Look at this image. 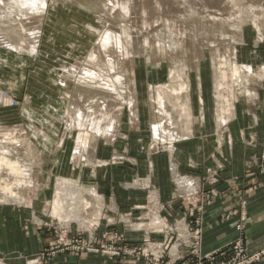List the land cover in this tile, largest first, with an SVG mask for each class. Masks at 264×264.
Instances as JSON below:
<instances>
[{
  "label": "rangeland",
  "instance_id": "1",
  "mask_svg": "<svg viewBox=\"0 0 264 264\" xmlns=\"http://www.w3.org/2000/svg\"><path fill=\"white\" fill-rule=\"evenodd\" d=\"M31 1L0 0V32L15 45L0 43V143L14 155L13 159H19L23 168L31 170L25 186L14 188L17 194L14 199L3 194L6 176L0 174V206L35 208L45 216L32 217L40 225L50 222L69 225L74 232L78 226L91 228L99 222L94 231L97 236L102 222L108 221L106 203L98 191L99 186H106L108 169L126 166L131 161L129 150L141 151L149 157L162 153L172 155L174 143L183 138L175 135L169 122L159 121L158 134L152 130V100L157 101V92L164 94L165 89L180 91L179 105L191 115V120H186L189 127L192 121L204 123L199 118L203 101L213 119V138L219 154L231 140L226 127L235 115L243 112L247 116L246 124L249 118L252 124L258 123L257 109L264 111V0H44V4L36 6L26 3ZM21 3L26 5L19 8ZM240 27L242 33L238 30ZM169 35L182 41L184 50L179 62L182 67L174 76L164 55L156 67H152L148 58L150 44L160 39L167 42ZM117 39L121 48L116 46ZM81 65L84 70L97 72L94 85L77 83ZM235 65L240 70L239 79L235 77ZM115 70L135 84L140 124L143 114L144 118L149 117V126L143 129V137L124 138L130 128L139 131L140 124L132 127L130 108L119 101L108 115L121 122L119 132L107 138L90 130L88 146H81L78 124L69 122L70 116L77 117L73 100L83 93L84 102H91L95 117L103 121L104 111L97 104L105 103L104 98L109 100V94L101 78L114 79L116 89H120ZM125 93L129 95L128 90ZM167 109L178 119L176 107L171 104ZM220 119L225 120L224 124H219ZM145 125L142 123L144 128ZM121 133L124 137L117 139ZM115 138L127 141L115 145L111 143ZM250 141L256 143V137ZM94 143L93 157L89 148ZM227 147L230 152L231 144ZM224 166L221 163L220 170ZM174 168L173 179L185 189L178 193L180 198L195 191V195H201V187L198 185L197 190L194 179L180 174L177 167L175 173ZM245 169L264 174V145L260 154H253L245 162ZM218 172L207 169L203 183H208V178L213 176L216 182L208 184L214 186L219 181ZM147 180L148 177L139 175L123 181L121 186L148 189ZM75 190L83 198H79L74 214L82 217L84 223L60 219L53 213L56 195L60 192V196L66 197ZM212 192L216 193L214 189ZM169 205L163 208L165 214L152 213L147 220L139 217L131 220L120 215L109 223H122L126 229L142 231L143 237L137 246L145 236H151L165 242L168 251L177 240V228L201 229L199 219L194 225L186 217L174 219ZM246 225L242 212L237 225L240 235L244 234ZM51 232L56 240L54 230ZM119 239L112 244L116 247L128 244L123 241V235ZM201 242L202 229L197 244L180 246L185 260L187 253L197 260L196 253H203ZM147 261L154 264L155 260Z\"/></svg>",
  "mask_w": 264,
  "mask_h": 264
},
{
  "label": "crops",
  "instance_id": "2",
  "mask_svg": "<svg viewBox=\"0 0 264 264\" xmlns=\"http://www.w3.org/2000/svg\"><path fill=\"white\" fill-rule=\"evenodd\" d=\"M201 105L204 116L199 115V118L204 123L192 121V135L176 141L172 155L162 153L149 157L141 151L133 153L129 150L131 161L126 166L108 169L106 186L98 187L106 203L105 217L108 221L104 220L98 229L97 241L119 242V236L123 235V241L128 244H139L143 237L142 231L129 230L122 223L109 222L117 220L120 215H126L131 220L138 217L147 220L152 213L165 214L163 208L170 204L174 219L186 217L192 225L200 220L203 253L223 250L239 237H242L250 252L264 249V174L256 169H245V162L253 154H260L264 145V111L257 109V124H252L251 118L246 124L244 121L247 116L243 112L235 115L236 118L226 127L231 140L225 143L219 154L213 138L215 127L212 116L205 109L203 101ZM141 115L140 130L129 127V134L124 137L121 133L117 139L143 137L150 119L146 113L148 118ZM193 117L192 110V120ZM142 123H146V128ZM253 136L256 137V143L250 141ZM117 139L111 143L117 145L127 141ZM227 144H231L230 152ZM221 163L225 165L222 170L219 168ZM173 166L177 167L180 174L194 179L197 190L198 185L201 187V195L188 194L180 198L179 194L185 189L173 179ZM211 168L219 171V181L214 186L202 180L207 169ZM139 175L148 177V189L121 186L123 181ZM178 180L181 181L180 178ZM242 212L247 225L244 234L240 235L237 225ZM36 215L42 216L35 208L10 209L0 206V264H150L146 259L136 256L117 257L76 251L50 254L47 250L54 246L55 237L43 225L32 220ZM194 260L187 253L186 260L177 264H195ZM253 264H264V257Z\"/></svg>",
  "mask_w": 264,
  "mask_h": 264
},
{
  "label": "bare ground",
  "instance_id": "3",
  "mask_svg": "<svg viewBox=\"0 0 264 264\" xmlns=\"http://www.w3.org/2000/svg\"><path fill=\"white\" fill-rule=\"evenodd\" d=\"M26 3L28 5L30 4V6L31 5L36 6L37 4H41V3L44 4L45 1L44 0H32L31 2L29 3L26 2ZM25 5H26L25 3H21L18 5V7L22 8ZM241 27L238 28L240 33H242ZM109 39L110 38H108V40ZM0 43L6 46H10V47L15 46L13 45L14 43L12 42V40L1 32H0ZM182 43H183L182 41L175 40L169 35V41L167 42H164L162 39H160L150 44L151 51H150V55L148 58L150 60V64L152 65V67H156L158 65L157 62L159 61V58L164 55L170 63L169 66L172 71V76H174L176 73L175 71L181 69L182 67V65L179 63V62H182V58L184 55V50L182 49ZM116 46L121 48V45L118 39L116 41ZM196 64L198 68L199 63L197 62ZM235 66H236L234 67L235 77L238 78L240 77V70L237 65ZM75 69H76V66H75ZM79 69L80 70L77 72L78 74L77 83L82 84V85H85V84L94 85L93 83H96V79L98 77L97 72L91 71L90 69L84 70L83 66L79 67ZM115 72L117 73L116 79L120 83V89L118 90L116 89L117 86L114 83L115 81L114 79L109 78L107 81H104L105 78L104 80L103 78H101L102 79L101 84L108 91V94H109L108 99L110 100L109 101L104 98L105 103L97 104V106H99L101 110L104 111L105 118L103 121L102 120L99 121L95 117L96 114L94 111H92V108L94 107V105H92L91 102H84L83 93L80 92L79 96L73 100V106L76 109L77 117L73 118L70 116L69 122H70V125H72V123L78 124L79 130H80L78 138H79V143L81 146H84V147L88 146L87 141L89 139L88 136L90 135L89 133L90 130H96V133L98 136H105L107 138H110L112 137V134L119 132L121 122L120 121L117 122L116 118L113 115L108 116L109 111L110 110L113 111L116 103H118L119 101H122L123 103L127 104V106L130 108L131 115H132V119L130 122L132 124V127H137L140 124V116H139L140 104H139V99L137 97V90L135 88V84L133 83L131 78L123 77V75L120 74L116 70ZM125 90H128L129 95H126ZM157 94H158L157 96L158 99L157 101L152 100V108H151V111H152L151 126H152V130L154 131V133L158 134V130L160 129L159 121H162V123L169 122L173 132L178 137L181 136L185 138V137H189L190 135H192V131L190 127L188 126V122H187L188 120H191L190 119L191 115H189V110L179 105V97L177 96L180 94V91L179 90L170 91L169 89H165L164 94L160 92H157ZM171 104L172 106L176 107L175 110L178 113V119L172 117V115H170V113L168 112L167 106ZM200 115L202 117L204 116V109L202 105H201ZM224 122H225L224 119L219 120L220 125L224 124ZM89 149L94 157V152L96 150L95 143ZM0 150H1L0 151V174L4 173V175L6 176V183L3 186V190H4L3 194H5V197H9V198L11 197V199H14L17 195L14 192V188L19 187L20 189L21 187L25 186L26 182L30 179L31 170L25 167L23 168L22 164H20V162L18 161L19 159L18 158H17L18 160L13 159L14 155L12 157L11 152L8 150V148L1 143H0ZM174 172L176 173V167L174 168ZM60 195L61 193L59 192V194L56 195V198L54 200L53 213L56 216L60 217V219H63V218L66 220L74 219L73 221H75L76 219L79 222H83L82 217L78 218L77 214H74V209L78 208L76 206L79 203V198H81L83 195L81 196L79 192H77L76 190L66 194V197L60 196ZM13 196L14 198H12ZM84 202H85V199H84Z\"/></svg>",
  "mask_w": 264,
  "mask_h": 264
},
{
  "label": "built area",
  "instance_id": "4",
  "mask_svg": "<svg viewBox=\"0 0 264 264\" xmlns=\"http://www.w3.org/2000/svg\"><path fill=\"white\" fill-rule=\"evenodd\" d=\"M212 177L208 178V183L216 182V179H212ZM195 193L196 191L193 192V194ZM85 216H88V214H85ZM84 222L85 220H83ZM43 226L49 231L54 230L56 236L54 246L47 250L50 254L61 251H76L102 253L117 257L136 256L146 260L154 259V264H177L183 259L185 260V255L180 250V246L183 244L189 247L201 240V229H189L188 226L183 228L185 229L183 231L181 227L180 229L177 228V240L168 251L165 249V242L154 240L151 236H145L139 246L124 244L116 247L112 243L97 241L94 231L99 226V222H95L91 228L83 229L78 226L75 232L72 231L69 225L61 226L50 222L45 223ZM185 240L189 243H186ZM195 256L197 257L195 264H253L264 257V249L250 252L242 237H239L223 250L208 254L200 252L196 253Z\"/></svg>",
  "mask_w": 264,
  "mask_h": 264
}]
</instances>
